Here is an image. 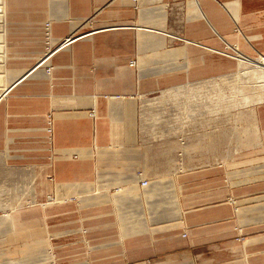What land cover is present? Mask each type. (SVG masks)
I'll return each mask as SVG.
<instances>
[{
    "label": "crops",
    "instance_id": "0c3cea01",
    "mask_svg": "<svg viewBox=\"0 0 264 264\" xmlns=\"http://www.w3.org/2000/svg\"><path fill=\"white\" fill-rule=\"evenodd\" d=\"M47 23L79 36L50 72ZM1 27L0 207L45 226L0 218V264H264V0H3Z\"/></svg>",
    "mask_w": 264,
    "mask_h": 264
},
{
    "label": "built area",
    "instance_id": "2783aa9c",
    "mask_svg": "<svg viewBox=\"0 0 264 264\" xmlns=\"http://www.w3.org/2000/svg\"><path fill=\"white\" fill-rule=\"evenodd\" d=\"M77 37L73 34L70 38H67L66 40L57 42L52 34L51 31V23L46 24V47L45 51L42 57L41 62L39 63V66H43L46 68L48 72H50V60L51 57L62 47L69 44L73 40H75ZM131 65H136V62H131ZM169 112L171 116H173L174 119H176L179 116V110L177 109L174 102H171L169 104ZM161 105L159 102V99L157 96H151L149 97V100H145L144 103L141 106V117L142 120L145 122L146 126L150 127V131L148 132L147 136L150 137L153 140H157L161 137V132L159 129V126L161 125ZM94 113L92 112V115ZM180 141L184 142V139L181 137ZM138 178L140 179L141 185L145 188L150 185V182L148 180L143 179V176L141 173H138Z\"/></svg>",
    "mask_w": 264,
    "mask_h": 264
},
{
    "label": "rangeland",
    "instance_id": "374dc122",
    "mask_svg": "<svg viewBox=\"0 0 264 264\" xmlns=\"http://www.w3.org/2000/svg\"><path fill=\"white\" fill-rule=\"evenodd\" d=\"M6 2V0H4ZM3 22V14L0 13V25L2 24ZM1 28V26H0ZM2 29H0V35L2 36V32H1ZM0 36V42L3 41V36L1 38ZM3 46V42L2 44L0 43V54H3V51H4V47ZM3 50V51H2ZM2 51V52H1ZM1 64V62H0ZM257 72V71H256ZM261 75V73H260ZM261 87H260V90L259 88L257 87L256 90L251 92V96L254 100V102H263L264 101V82L262 81V83H260ZM261 100V101H260ZM154 161L152 160H148V163H149V166L150 167H153V171L156 172L157 171V166L156 164L153 163ZM256 163H260V165L262 167H264V159L262 160H257ZM261 179L264 180V175H261L260 176ZM28 209H24L22 207H0V218H6L5 220L7 221H10V220H13L14 218H36L37 220V230H44V226H45V212H44V204L43 202H38V205L36 207H34V209L31 211V215L30 213L27 211ZM66 220V218L64 219ZM58 221L60 222L61 221V218H54V224H57ZM16 226H19L20 229H23L24 228V224L21 223L20 225L18 223H15ZM56 229H61L59 227H57ZM66 229V228H65ZM42 246V244H38L36 247H39V246ZM27 248L23 247L22 250H25ZM36 250H38V248H36ZM26 251V250H25ZM34 251V250H33ZM19 255V254H18ZM18 255H14V257H18ZM31 257H39V255H41L40 253H32L30 254ZM30 255H28L30 257Z\"/></svg>",
    "mask_w": 264,
    "mask_h": 264
},
{
    "label": "bare ground",
    "instance_id": "6f19581e",
    "mask_svg": "<svg viewBox=\"0 0 264 264\" xmlns=\"http://www.w3.org/2000/svg\"><path fill=\"white\" fill-rule=\"evenodd\" d=\"M0 13H2L3 14V0H0ZM1 26V25H0ZM3 27V26H2ZM2 27H1V29H2ZM1 32H2V30H1ZM3 33V32H2ZM1 36V35H0ZM2 36H3V34H2ZM2 36H1V38H2ZM2 42L3 41H1L0 43L2 44ZM3 47V46H2ZM1 50V49H0ZM3 51V50H2ZM1 51V52H2ZM3 61V54L2 55H0V62H2ZM247 64L249 63V62H246ZM3 64V63H2ZM2 64H0V68H1V65ZM245 65V64H243V66H244V70H245V74H248L249 75V71L251 70V68L253 69V70H255V71H257L256 73H258V76H256V77H258L259 78V81H260V83H262V81L264 82V57H261V58H259L257 61H255L254 63H251L250 62V64H248V65ZM2 70V69H1ZM243 70V71H244ZM242 71V72H243ZM252 71V70H251ZM255 71H254V73H255ZM260 73H261V75H260ZM251 74H253V72L251 73ZM2 75V74H1ZM248 75H245V76H248ZM253 76V75H252ZM252 76H251V80L253 79L252 78ZM1 77V76H0ZM257 80V79H256ZM253 81V80H252ZM258 81V82H259ZM259 84V83H258ZM261 85V84H260ZM256 86V85H255ZM261 87V86H260ZM253 96V95H252ZM261 101V100H260ZM254 102V101H253Z\"/></svg>",
    "mask_w": 264,
    "mask_h": 264
}]
</instances>
